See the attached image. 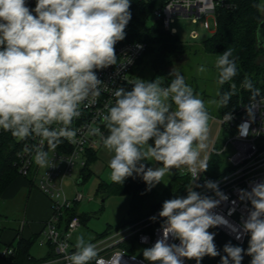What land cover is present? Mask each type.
I'll return each instance as SVG.
<instances>
[{
    "label": "clouds",
    "instance_id": "obj_1",
    "mask_svg": "<svg viewBox=\"0 0 264 264\" xmlns=\"http://www.w3.org/2000/svg\"><path fill=\"white\" fill-rule=\"evenodd\" d=\"M130 6L131 0H36L30 9L26 0H0V129L18 141L38 140L37 144L25 143L22 149L37 166L52 163L45 144L54 152L64 140L82 143L73 122L81 117L82 108L101 95L104 83L97 70L117 64L115 45L125 39ZM215 68L218 86L233 81L238 68L232 48L218 56ZM198 71L206 69L201 66ZM169 76L174 78L167 84L166 77L158 76L129 82L131 90L114 89L115 102L106 104L101 116L107 134L95 121L87 127V135L97 137L112 154L108 167L113 183L122 185L136 174L150 191L169 178L173 169L192 178L186 197L163 202L158 213L163 220L162 237L142 250L144 260L149 264H184L185 260L201 264L205 256L220 255L215 233L209 229L223 225L236 233L237 240L244 235L249 239L247 249L225 244L220 264H242L245 255L251 257L249 264H264V181L252 183L250 190H239V199L251 205L239 228L213 211L228 199L218 182L205 180L202 185L218 199L193 188L208 169V158L202 153L208 147L212 117L206 102L179 71L172 69ZM242 87L251 93L245 106L249 119L238 126V133L247 137L255 121L254 109L261 105L257 101L260 90L248 77ZM235 91L233 83L229 91L218 90V99L207 103L227 107ZM232 119L231 111L222 117L224 123ZM145 162L160 166L149 167ZM170 238L179 244L168 243ZM97 257L96 246L79 235L75 251L65 254L64 260L67 264L93 260L104 264Z\"/></svg>",
    "mask_w": 264,
    "mask_h": 264
},
{
    "label": "built area",
    "instance_id": "obj_2",
    "mask_svg": "<svg viewBox=\"0 0 264 264\" xmlns=\"http://www.w3.org/2000/svg\"><path fill=\"white\" fill-rule=\"evenodd\" d=\"M140 1L154 4L152 16L161 21L164 29L172 34H177L175 30L171 29V24L177 18L191 19L194 24L202 21V27L207 32H211L210 19H213L214 30L216 31L218 27V9H233L235 7V4L228 0ZM26 4L30 9H34L36 0H26ZM192 39L198 40L200 37L196 32H193ZM146 49L147 46L144 43H125L123 41L116 43L117 64L103 70H97L98 78L104 83L101 85V95L94 104L82 108L81 117L73 122V127L78 130L77 138L82 140V143L73 145L64 140L54 152L48 149L47 144H45L44 148L49 151V157L52 160L48 167L37 166L32 157L22 151L25 143L29 145L37 144L38 140H17L20 150L16 155L15 166L19 175L42 192L52 204L53 214L46 223L44 235L46 240L54 247L55 257L48 264H52L53 261H58L59 264H67L64 260L65 254L75 251V245L71 242V238L81 222L78 217H75L66 225L64 218L66 210L74 204L81 203L84 196L79 192H74V196L70 197L65 185L68 180H73L74 176L80 180L83 170L88 165L89 155L103 147L97 137L87 135V127L95 121L101 132L107 134V129L101 122V116L106 111L105 105L115 102V97L112 95L114 89L122 87L125 90H131L132 84L129 82H133L138 78L134 71ZM257 101L261 105L254 109L255 121L251 124L250 134L247 137L239 136L238 126L249 119L245 110V106L248 104L241 105L237 112L232 113L233 119L228 123H224L220 118L222 132L226 131L227 137L219 153L228 151L230 147L233 150L228 158L229 170L217 178L210 177L205 171L200 174L199 180L193 184L195 191L218 199L212 191L202 186L205 180L218 182L219 189L228 199L221 201L213 211L224 216L230 224L238 228L243 220L247 218L251 208L250 202L239 199V190H250L252 183L264 181V94L261 91ZM252 130H255V132H252ZM3 134L11 135L10 132L0 129V135ZM185 175L190 177L188 186L190 187L192 178L189 174ZM78 180H74L75 186L78 185ZM196 184L201 185V187H195ZM186 196L187 189L183 197ZM230 211L231 214H229ZM158 213L136 223L112 230L106 237L94 242L93 244L98 252L97 259L102 258L104 264H149L148 261L144 260L142 250L151 247L162 237L161 224L163 220L158 216ZM153 216L157 217L155 221L150 219ZM215 228L221 230L239 245L248 244L249 237L247 235H244L241 240H237L235 238L236 233H233L228 227L221 225ZM143 238H146V240ZM168 243L179 244V241L170 238ZM126 244L132 245L134 253L124 247ZM1 255L10 259L16 255V251L14 248L9 247ZM192 261L185 260L184 264H191Z\"/></svg>",
    "mask_w": 264,
    "mask_h": 264
},
{
    "label": "trees",
    "instance_id": "obj_3",
    "mask_svg": "<svg viewBox=\"0 0 264 264\" xmlns=\"http://www.w3.org/2000/svg\"><path fill=\"white\" fill-rule=\"evenodd\" d=\"M228 1L235 4V7L233 9H218V27L215 33L201 42V47L206 54L218 57L227 48H232L233 56L237 60L238 74L233 78V81L218 86L221 93L229 91L233 83L236 86L235 94L231 97L227 107L220 108V117H223L226 112L235 113L241 105L249 104L251 93L242 87L245 77H248L254 87L264 94V48L259 47L257 39L258 27L264 21L261 9L262 0ZM153 7L154 4L149 2L131 0L129 9L131 20L126 26V36L122 41L125 43L139 42L146 44V52L139 60L137 67L143 64L145 69H148L149 76H146L145 80L151 81L158 76L166 77L165 83L167 84L174 78L169 76L172 69L176 65L179 66L180 63L185 62L189 55L193 54L194 49L182 41L177 34H172L165 30L161 21L155 20L152 25H149ZM223 136L224 138L227 137L226 131L223 132ZM19 150L20 147L16 138L9 134L0 135V196L16 179L21 177L15 166L16 155ZM96 154L97 152L89 155L88 165L91 161L97 159ZM223 162L224 159L213 155L209 161L206 173L212 178H217L221 175L220 167ZM145 163L150 167V162ZM88 165L82 172L83 181L88 179L91 174ZM189 184L190 177L178 173L163 192H159L155 188H151L149 191L142 177L134 174L132 177L127 178L122 185L113 182H102L98 191L103 194L106 193L108 196H130L129 219L123 225L127 226L157 214L162 209L164 201L177 196L183 197ZM77 207L78 204H74V206L66 210L64 218L66 224L75 217L85 221L86 216H80ZM111 231L104 233L100 239L106 237ZM209 231L215 233L214 243L220 255L216 257L205 256L201 264H220L221 256L224 255L223 247L229 242L244 249L248 247V244H237L217 228H210ZM33 243V239H21L17 246V254L10 258V261L16 260L21 261V264H33L34 262H42L51 258L34 261L30 255ZM124 247L134 253L131 244H126ZM250 260L251 257L245 255L242 264H249ZM90 264H95V260L91 261ZM191 264H196V261L193 260Z\"/></svg>",
    "mask_w": 264,
    "mask_h": 264
},
{
    "label": "rangeland",
    "instance_id": "obj_4",
    "mask_svg": "<svg viewBox=\"0 0 264 264\" xmlns=\"http://www.w3.org/2000/svg\"><path fill=\"white\" fill-rule=\"evenodd\" d=\"M261 9L264 15V0L261 1ZM154 21V16H151L149 25H152ZM201 23L202 21L194 24L191 19L177 18L176 21L171 24V29L175 30L180 39L194 49L193 54H190L188 59L180 63L179 66L176 65L173 70L179 71L184 76L185 82L193 88L194 93L198 94L206 102L211 116L222 118L220 117V108H218L216 104L207 103L210 100L217 99L216 93L219 87L216 80L218 70L215 68V62L218 57L206 54L201 47V42L215 31L214 20L210 19L211 32L205 31ZM193 32H196L200 39L193 40ZM201 66H204L206 69L203 73L198 71ZM134 73L138 78L143 80H145L146 76H149L148 69H145L143 64L136 67ZM222 139L224 145V136ZM232 152L233 150L230 147L228 153L232 154ZM96 155L97 159L91 161L88 165L89 172L91 173L88 179L83 181V178L80 177V180H78V177L74 176L73 180H68L65 185L70 197L74 196V192H79L84 196L83 201L78 203L77 211L80 216H86V219L85 221H81L80 219L81 225L71 238V242L74 245L79 235H83L86 240L94 243L99 240L104 233L123 226L129 219L130 196H108V194H103L98 191L100 183L112 182L110 180V169L108 167L112 154L102 147L97 151ZM224 161L226 164V159H224ZM74 180H78L77 186H75ZM21 219L22 214H19L16 220L20 221ZM70 222H68V224ZM43 240L44 238H38L30 249L31 254L40 259V261L45 258L51 250L47 242L42 243ZM52 248L54 250L53 246ZM54 253L55 251L50 254L49 257L51 258L48 260L37 263L34 262L33 264H48L49 261L54 260ZM1 254L2 252L0 250V264H9V259L2 257ZM16 264H21V261H17Z\"/></svg>",
    "mask_w": 264,
    "mask_h": 264
},
{
    "label": "crops",
    "instance_id": "obj_5",
    "mask_svg": "<svg viewBox=\"0 0 264 264\" xmlns=\"http://www.w3.org/2000/svg\"><path fill=\"white\" fill-rule=\"evenodd\" d=\"M209 121V139L207 141V149L202 156H207L208 165L211 157L217 155L222 159H226L220 167V174L226 173L228 168V158L230 154L228 151L219 153L223 148V132L220 124V118L211 116ZM152 143V141H150ZM160 166L156 162H150V167ZM180 173L179 170L173 169L172 175L164 178V182L157 184L155 188L159 192H163L174 179L175 175ZM219 175V176H221ZM218 176V177H219ZM22 214L20 221L16 217ZM53 210L51 201L40 192L35 186L22 177L16 181L0 196V250L3 252L5 249L12 247L17 254V246L21 239L31 240L34 242L38 238H44L42 243L47 242L51 250L45 256L44 260L54 252L51 244L46 240L44 230L46 223L52 217ZM34 244V243H33ZM55 254V253H54ZM34 261H40L31 254ZM9 264H16V260L10 261Z\"/></svg>",
    "mask_w": 264,
    "mask_h": 264
},
{
    "label": "water",
    "instance_id": "obj_6",
    "mask_svg": "<svg viewBox=\"0 0 264 264\" xmlns=\"http://www.w3.org/2000/svg\"><path fill=\"white\" fill-rule=\"evenodd\" d=\"M155 20H157V18ZM257 39L259 47L264 48V21L258 27Z\"/></svg>",
    "mask_w": 264,
    "mask_h": 264
}]
</instances>
